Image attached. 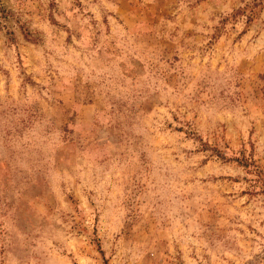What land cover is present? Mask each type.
Wrapping results in <instances>:
<instances>
[{"label":"rangeland","instance_id":"1","mask_svg":"<svg viewBox=\"0 0 264 264\" xmlns=\"http://www.w3.org/2000/svg\"><path fill=\"white\" fill-rule=\"evenodd\" d=\"M0 264H264V0H0Z\"/></svg>","mask_w":264,"mask_h":264}]
</instances>
